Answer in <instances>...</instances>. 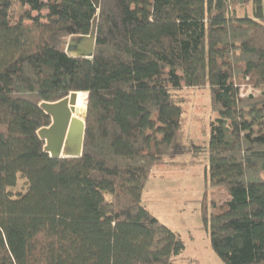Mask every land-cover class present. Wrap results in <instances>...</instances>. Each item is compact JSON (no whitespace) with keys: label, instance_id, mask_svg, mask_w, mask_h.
<instances>
[{"label":"trees","instance_id":"obj_1","mask_svg":"<svg viewBox=\"0 0 264 264\" xmlns=\"http://www.w3.org/2000/svg\"><path fill=\"white\" fill-rule=\"evenodd\" d=\"M262 1L18 0L11 24L0 0V264H179L183 240L142 195L186 153L173 93L205 85L218 115L209 181L230 196L204 214L210 245L224 264H264ZM96 18L93 58L69 57ZM241 82L261 92L243 96ZM71 93L87 95L82 152L53 158L41 105Z\"/></svg>","mask_w":264,"mask_h":264},{"label":"rangeland","instance_id":"obj_2","mask_svg":"<svg viewBox=\"0 0 264 264\" xmlns=\"http://www.w3.org/2000/svg\"><path fill=\"white\" fill-rule=\"evenodd\" d=\"M17 2L18 0H12L11 24L18 22ZM239 13L251 16V2L244 5ZM37 15L33 13L34 17ZM260 92V89L241 82L243 96L257 95ZM173 95L182 102L184 113L181 142L186 153L166 158L153 169L142 195V204L162 224L180 235L186 248L177 259L179 264H188L189 261L196 264H224L212 250L209 232L204 224V214L210 216L214 212L213 203L219 205L230 199L224 188L212 187L209 181L207 147L211 123L215 122L218 115L212 108L208 85L184 87ZM83 99L84 95L79 94L72 113L74 118L86 121L87 104L85 111ZM78 110H84L85 117L80 116ZM73 140L78 142V139L72 138L71 146L74 145ZM77 142L74 149H68L76 151ZM25 190L26 181L20 177L12 191L17 194Z\"/></svg>","mask_w":264,"mask_h":264},{"label":"water","instance_id":"obj_3","mask_svg":"<svg viewBox=\"0 0 264 264\" xmlns=\"http://www.w3.org/2000/svg\"><path fill=\"white\" fill-rule=\"evenodd\" d=\"M101 0H92L94 6L99 9ZM97 34V18L93 21L89 35L71 37L67 43L66 53L71 58L92 59L95 52ZM79 93H71L67 98L56 103H43L41 108L50 116V127L41 132L46 142V151L53 158L79 157L82 152L85 135V119L78 120L73 117L72 110L77 104ZM87 104V103H86ZM74 145H70L72 138ZM77 142V149H74ZM70 148V149H71Z\"/></svg>","mask_w":264,"mask_h":264},{"label":"bare ground","instance_id":"obj_4","mask_svg":"<svg viewBox=\"0 0 264 264\" xmlns=\"http://www.w3.org/2000/svg\"><path fill=\"white\" fill-rule=\"evenodd\" d=\"M82 95H84V99H83V101H85V106H86V94H82ZM76 107V106H75ZM86 111V110H85ZM85 111L84 110H78V114L80 115V116H84L85 117Z\"/></svg>","mask_w":264,"mask_h":264},{"label":"built area","instance_id":"obj_5","mask_svg":"<svg viewBox=\"0 0 264 264\" xmlns=\"http://www.w3.org/2000/svg\"><path fill=\"white\" fill-rule=\"evenodd\" d=\"M262 2H263V7H264V0Z\"/></svg>","mask_w":264,"mask_h":264},{"label":"crops","instance_id":"obj_6","mask_svg":"<svg viewBox=\"0 0 264 264\" xmlns=\"http://www.w3.org/2000/svg\"><path fill=\"white\" fill-rule=\"evenodd\" d=\"M79 95V94H78Z\"/></svg>","mask_w":264,"mask_h":264}]
</instances>
